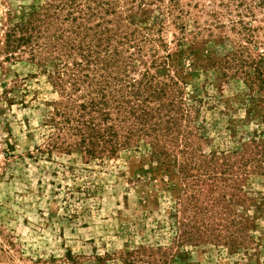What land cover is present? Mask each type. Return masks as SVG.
I'll list each match as a JSON object with an SVG mask.
<instances>
[{
  "label": "rangeland",
  "instance_id": "374dc122",
  "mask_svg": "<svg viewBox=\"0 0 264 264\" xmlns=\"http://www.w3.org/2000/svg\"><path fill=\"white\" fill-rule=\"evenodd\" d=\"M0 264H264V0H0Z\"/></svg>",
  "mask_w": 264,
  "mask_h": 264
},
{
  "label": "trees",
  "instance_id": "16d2710c",
  "mask_svg": "<svg viewBox=\"0 0 264 264\" xmlns=\"http://www.w3.org/2000/svg\"><path fill=\"white\" fill-rule=\"evenodd\" d=\"M39 15H32L31 20L27 22L28 27L23 26H15L13 29H10L9 33H7V48L10 50V53L15 56V53L18 52V50H21L22 47L27 48L28 46H32L31 44H34V40L39 39L41 36H43V32L41 30V26H43L46 23V19H50L49 14H42L40 17ZM33 17V19H32ZM40 19H38V18ZM42 17L44 20H41ZM38 20H40V24L38 23ZM72 22H74L73 19H71ZM33 22V23H32ZM50 25V24H49ZM51 27V26H49ZM49 31V30H48ZM59 40H57L58 42ZM58 46H61V49H64V46L62 44H58L56 47V50H58ZM32 48V47H31ZM29 48V49H31ZM39 48V47H38ZM61 51V50H60ZM52 52V51H51ZM40 53L39 51L30 50V55L32 58H36V55ZM78 83V82H76ZM99 93V100L92 101L90 103L89 109H91L92 112L100 114L103 116L108 123L110 121L109 119V112L112 108V105L110 103V100L108 99V94L105 91H100ZM114 104H116L115 109H120L121 106L119 104L122 103V101H118L117 103L113 101ZM80 114L83 115L82 119H75V122L77 123V132L80 136V143L79 148L83 150L85 155H88L89 157H104L106 154H112L114 152L112 145L116 146L117 143L114 141L115 139H118V134L114 133L112 127H108L104 130V132L101 134L100 131L92 126L90 121H84V119L90 116L88 114L87 108L84 106H80ZM67 120V119H66ZM68 124H72V120H67ZM107 138V139H106ZM110 148H112L110 150Z\"/></svg>",
  "mask_w": 264,
  "mask_h": 264
}]
</instances>
